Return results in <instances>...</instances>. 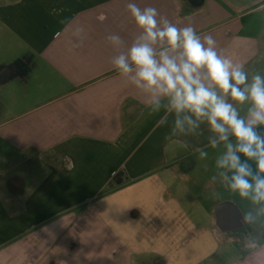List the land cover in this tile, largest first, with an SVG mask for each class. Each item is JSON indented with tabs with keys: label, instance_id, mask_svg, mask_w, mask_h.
Instances as JSON below:
<instances>
[{
	"label": "crops",
	"instance_id": "0c3cea01",
	"mask_svg": "<svg viewBox=\"0 0 264 264\" xmlns=\"http://www.w3.org/2000/svg\"><path fill=\"white\" fill-rule=\"evenodd\" d=\"M129 3L211 35L249 83L264 76V0H0V40L21 46L0 59V88L16 90L0 95V264H264V223L244 220L264 203L227 187L224 143L210 147L206 120L173 133L167 98L149 115L114 68L143 35ZM226 100L247 118L250 102ZM226 203L239 217L223 224Z\"/></svg>",
	"mask_w": 264,
	"mask_h": 264
},
{
	"label": "clouds",
	"instance_id": "9594fccd",
	"mask_svg": "<svg viewBox=\"0 0 264 264\" xmlns=\"http://www.w3.org/2000/svg\"><path fill=\"white\" fill-rule=\"evenodd\" d=\"M126 7L143 35L126 55L113 59L116 71L129 77L146 94L151 106L149 115L160 110L161 98H167V111L175 112L177 117L173 133L184 132L185 125L195 131L198 122L206 120L215 134L209 139L210 147L224 143L226 148L216 160V167L232 173H220L227 187L254 204L264 203V176L260 175L264 174V137L256 131L258 125H264V76L256 74L249 83L243 65L220 55L215 39L211 35L202 39L190 24L179 28L160 17L155 7L141 9L135 3ZM108 39L113 45L121 43L118 35ZM157 43L162 46L159 52L154 47ZM228 96L240 104L251 103L247 118L227 102ZM186 112L191 115L181 118ZM230 135L235 138V145L229 140ZM200 155L206 158L207 152L201 151ZM248 161H255L256 174ZM244 220L252 222V213L246 214ZM249 246L256 245H245Z\"/></svg>",
	"mask_w": 264,
	"mask_h": 264
},
{
	"label": "rangeland",
	"instance_id": "374dc122",
	"mask_svg": "<svg viewBox=\"0 0 264 264\" xmlns=\"http://www.w3.org/2000/svg\"><path fill=\"white\" fill-rule=\"evenodd\" d=\"M8 36L10 38H12L11 34L8 32ZM7 42H2V40H0V59L4 58L5 57V54L7 53H11V54H14L15 52H17V50L19 49V46L20 44L18 43V41L16 39H13V41H10L9 44L7 45L6 44ZM9 86V85H8ZM15 87L14 86H9V88H7L6 86H2L0 88V95L3 93V94H7L8 96L10 95H16V92H15ZM253 216V215H252ZM253 220H255L256 223H259V224H263L264 223V216H262L261 218H259L258 220L256 219V216H253ZM250 223V222H248Z\"/></svg>",
	"mask_w": 264,
	"mask_h": 264
},
{
	"label": "water",
	"instance_id": "95a60500",
	"mask_svg": "<svg viewBox=\"0 0 264 264\" xmlns=\"http://www.w3.org/2000/svg\"><path fill=\"white\" fill-rule=\"evenodd\" d=\"M216 216L218 220L221 221L223 224L236 220V218L239 217L238 211L236 210L234 205L230 203L220 205L217 208Z\"/></svg>",
	"mask_w": 264,
	"mask_h": 264
},
{
	"label": "flooded vegetation",
	"instance_id": "af4514ba",
	"mask_svg": "<svg viewBox=\"0 0 264 264\" xmlns=\"http://www.w3.org/2000/svg\"><path fill=\"white\" fill-rule=\"evenodd\" d=\"M18 68L21 69V66H18ZM18 68H17V70H18Z\"/></svg>",
	"mask_w": 264,
	"mask_h": 264
}]
</instances>
